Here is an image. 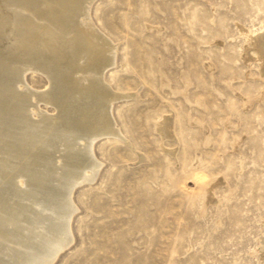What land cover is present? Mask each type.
Returning <instances> with one entry per match:
<instances>
[{
	"label": "rangeland",
	"instance_id": "1",
	"mask_svg": "<svg viewBox=\"0 0 264 264\" xmlns=\"http://www.w3.org/2000/svg\"><path fill=\"white\" fill-rule=\"evenodd\" d=\"M90 15L117 45L104 80L124 139L95 142L104 165L75 189L74 242L52 264H260L264 63L248 33L264 0H95ZM1 246L0 264L26 262Z\"/></svg>",
	"mask_w": 264,
	"mask_h": 264
},
{
	"label": "bare ground",
	"instance_id": "2",
	"mask_svg": "<svg viewBox=\"0 0 264 264\" xmlns=\"http://www.w3.org/2000/svg\"><path fill=\"white\" fill-rule=\"evenodd\" d=\"M94 1L0 0V40L6 45L0 49V242L4 250L21 246L28 254L24 264L55 263L70 248L73 193L104 165L94 144L122 135L112 110L121 95L104 80L117 45L92 21ZM248 36L252 56L263 65L264 24ZM29 72L45 76L49 86L31 88ZM160 126L169 132L168 119Z\"/></svg>",
	"mask_w": 264,
	"mask_h": 264
}]
</instances>
